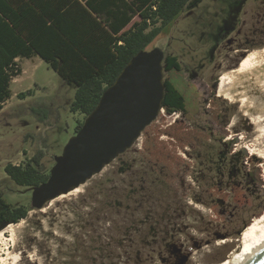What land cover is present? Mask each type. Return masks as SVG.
I'll use <instances>...</instances> for the list:
<instances>
[{
  "label": "rangeland",
  "instance_id": "obj_1",
  "mask_svg": "<svg viewBox=\"0 0 264 264\" xmlns=\"http://www.w3.org/2000/svg\"><path fill=\"white\" fill-rule=\"evenodd\" d=\"M231 22L236 31L217 47ZM263 22L264 0H191L147 48L164 52V82L174 81L165 116L80 193L9 224L14 237L4 233L0 252H20L18 264H217L238 251L242 232L264 213V157L247 149L255 126L219 95L220 78L264 47ZM20 65L0 110V192L11 206L32 208L33 191L5 167L42 152L51 172L85 116L70 111L76 90L45 61Z\"/></svg>",
  "mask_w": 264,
  "mask_h": 264
},
{
  "label": "trees",
  "instance_id": "obj_2",
  "mask_svg": "<svg viewBox=\"0 0 264 264\" xmlns=\"http://www.w3.org/2000/svg\"><path fill=\"white\" fill-rule=\"evenodd\" d=\"M190 1L0 0V110L11 98L12 82L23 73L19 60L39 57L75 88L70 111L86 119L130 60L148 50ZM172 80L164 82L165 98ZM27 95L32 91L19 97ZM84 121L78 122L77 132ZM42 157L41 152L24 163L8 164L5 173L32 190L50 177ZM31 210L11 206L0 192V228L27 219Z\"/></svg>",
  "mask_w": 264,
  "mask_h": 264
},
{
  "label": "water",
  "instance_id": "obj_3",
  "mask_svg": "<svg viewBox=\"0 0 264 264\" xmlns=\"http://www.w3.org/2000/svg\"><path fill=\"white\" fill-rule=\"evenodd\" d=\"M164 58V52L154 48L130 60L56 157L48 181L32 189L33 209L86 184L134 146L163 108ZM241 264H264V244Z\"/></svg>",
  "mask_w": 264,
  "mask_h": 264
},
{
  "label": "bare ground",
  "instance_id": "obj_4",
  "mask_svg": "<svg viewBox=\"0 0 264 264\" xmlns=\"http://www.w3.org/2000/svg\"><path fill=\"white\" fill-rule=\"evenodd\" d=\"M220 82L219 95L231 103L241 105V112L255 126L256 138L247 149L254 154L257 151L258 155L264 157V47L247 52L235 69L222 74ZM82 186L69 194L80 193ZM15 229V225H9L0 232V243L5 241L4 233L7 231L12 232L14 237ZM240 241V249L217 264H241L264 244V213L255 218L242 232ZM4 251L0 252V264H18L20 252L11 248H5Z\"/></svg>",
  "mask_w": 264,
  "mask_h": 264
},
{
  "label": "flooded vegetation",
  "instance_id": "obj_5",
  "mask_svg": "<svg viewBox=\"0 0 264 264\" xmlns=\"http://www.w3.org/2000/svg\"><path fill=\"white\" fill-rule=\"evenodd\" d=\"M236 29H237V24H236V22H231V24H228V23H226L223 27H222V29H221V31H219V42H218V46L217 47H219V45H220V43H221V39H224L227 35H230V34H232V33H234L235 31H236ZM262 31H263V35H264V22H263V28H262ZM227 38V37H226ZM225 38V39H226ZM224 39V40H225ZM217 49V48H216ZM215 49V50H216ZM214 53H215V51H214ZM214 59V56L212 57V60ZM212 62V61H211ZM179 117V116H178ZM135 145V144H134ZM126 153V152H125ZM239 155V154H238ZM204 163H205V161H204ZM218 167V166H217ZM216 167V170H218V168ZM122 170H124V171H128V170H130V168H129V166L128 167H123V168H121ZM231 169H232V173L230 174V172H229V178H231V177H233L234 175H235V172H236V170H235V167L234 166H231ZM237 173V172H236ZM183 260H181L179 263L181 264V262H182ZM185 261V260H184ZM183 261V262H184Z\"/></svg>",
  "mask_w": 264,
  "mask_h": 264
},
{
  "label": "built area",
  "instance_id": "obj_6",
  "mask_svg": "<svg viewBox=\"0 0 264 264\" xmlns=\"http://www.w3.org/2000/svg\"><path fill=\"white\" fill-rule=\"evenodd\" d=\"M165 114V110L162 108L161 110H160V114L159 115H164ZM165 116V115H164ZM172 117H178V115L176 114V113H174L173 115H172ZM139 140V139H138ZM137 140V141H138Z\"/></svg>",
  "mask_w": 264,
  "mask_h": 264
},
{
  "label": "crops",
  "instance_id": "obj_7",
  "mask_svg": "<svg viewBox=\"0 0 264 264\" xmlns=\"http://www.w3.org/2000/svg\"><path fill=\"white\" fill-rule=\"evenodd\" d=\"M84 4V3H83ZM131 26V24L129 25V26H127L126 27V29H128L129 27ZM25 59H20L19 61H20V63L22 62V61H24Z\"/></svg>",
  "mask_w": 264,
  "mask_h": 264
}]
</instances>
